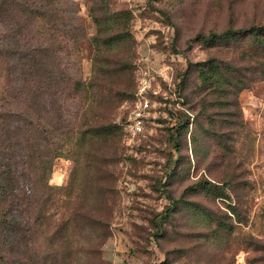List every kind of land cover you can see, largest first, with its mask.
<instances>
[{
    "label": "rangeland",
    "instance_id": "1",
    "mask_svg": "<svg viewBox=\"0 0 264 264\" xmlns=\"http://www.w3.org/2000/svg\"><path fill=\"white\" fill-rule=\"evenodd\" d=\"M73 1L87 37L61 53L88 92L63 111L119 127L106 143L82 146L80 158H56L53 189L39 200L7 196L0 184V264H264V45L201 36L264 26V0H108L132 10L133 39L112 43L96 60L100 74L93 0ZM2 15L0 44L17 27ZM32 28L43 38L40 20ZM210 60L238 85L203 81ZM145 70L152 115L132 136L124 121ZM7 89L0 76L3 112L14 108ZM21 189L33 185L20 177Z\"/></svg>",
    "mask_w": 264,
    "mask_h": 264
},
{
    "label": "trees",
    "instance_id": "2",
    "mask_svg": "<svg viewBox=\"0 0 264 264\" xmlns=\"http://www.w3.org/2000/svg\"><path fill=\"white\" fill-rule=\"evenodd\" d=\"M74 4L73 0H0L5 24L8 19L12 22V15L17 18L15 34L7 35L0 44V76L8 82L3 98L14 105L12 110L0 111V184L5 186L7 182L6 195L20 201L39 200L53 189L50 178L56 158L67 152L80 158L82 146L96 141L106 143L116 136L119 127L113 122L83 125L67 118L63 111L65 102L76 96L73 94L88 92L87 82L69 71V63L61 53L65 43L76 44L87 37L85 27L76 22L78 9ZM109 4L108 0H93L91 7L97 30L89 40L95 46L94 64L99 74L101 66L96 60L110 51L112 43L133 39L132 10L113 9ZM71 11L74 13L69 14ZM37 20L43 27L41 39L33 33ZM236 34L250 35L264 45L263 25L201 36L214 45L218 39ZM199 74L203 81L238 85L236 78L220 70L213 60L200 67ZM20 177L33 185V191L14 192ZM172 209L168 207L164 216L168 217Z\"/></svg>",
    "mask_w": 264,
    "mask_h": 264
},
{
    "label": "built area",
    "instance_id": "3",
    "mask_svg": "<svg viewBox=\"0 0 264 264\" xmlns=\"http://www.w3.org/2000/svg\"><path fill=\"white\" fill-rule=\"evenodd\" d=\"M153 89L152 78L149 71L145 70L140 77L135 97L129 105L125 119V129L132 136H138L146 130L147 122L152 115L153 104L150 92Z\"/></svg>",
    "mask_w": 264,
    "mask_h": 264
}]
</instances>
